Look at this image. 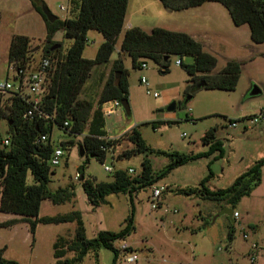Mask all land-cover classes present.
Returning a JSON list of instances; mask_svg holds the SVG:
<instances>
[{
  "label": "rangeland",
  "instance_id": "rangeland-1",
  "mask_svg": "<svg viewBox=\"0 0 264 264\" xmlns=\"http://www.w3.org/2000/svg\"><path fill=\"white\" fill-rule=\"evenodd\" d=\"M60 19L69 18L68 11H62L61 6L69 8L70 0H40ZM157 0H129V15L133 13L145 18L139 24L146 29L159 27L180 32L187 30L189 25L205 26L202 22L210 17L218 26H211V32L222 33L223 36L211 34V38H199V43H207L204 50L217 58L218 65L213 74L222 71L229 61H239L241 76L233 91L218 89H201L190 93L191 99L186 97V88L190 79L186 70L177 65L179 56H171L168 73H163L162 66L152 60L146 61V69H134L132 59L123 55V65L129 72V92L131 115H127L124 108L117 110L112 116L106 117V132L108 140H118L115 147L107 152L106 160L101 163L97 158L80 155L82 136L72 135L55 126L52 132L54 148L64 150L65 156L58 166L50 164L53 174L49 183V190L57 192L60 189L74 190L75 196L71 201L55 205L50 200H44L41 205L40 217H56L80 212L84 221L88 239L96 237L102 231L118 233L126 225L127 219L134 213L136 232L125 241H117L116 247L124 244L132 245L139 257L137 263L126 262L127 253L120 251L116 264H248V253L252 244L264 245V167L261 170V184L249 196L241 199L235 205L225 202L209 201L200 195H183L177 193L179 189L201 188V182L210 177L206 186L211 190H221L230 187L235 180L264 158V122L250 126L248 117L258 115L264 106V43L256 44L248 31L235 30L227 9L217 3L221 10L205 14L200 19L177 17L175 24L171 22L150 19L155 17V9L148 8L147 12L139 14V7ZM22 0H0V83L9 82L13 89L20 86L17 79L18 72L8 63V55L12 34L33 33V53L42 50L45 41L40 28L25 30L22 22L28 13ZM191 10V9H190ZM188 11V10H187ZM25 12L26 14L16 13ZM171 12V11H170ZM133 17V21L139 23ZM129 22H126L123 33L116 44L112 62L119 59L124 35ZM234 26V29L229 28ZM191 29V27H190ZM217 29V30H214ZM152 30H146L150 33ZM189 35V34H188ZM58 39L61 35L58 34ZM42 40V41H41ZM196 40V39H195ZM63 49L66 51L72 41L62 39ZM197 41V40H196ZM104 42V37L97 31H90L84 58L93 60L98 49ZM38 49V50H37ZM184 63L192 64L193 58L185 57ZM36 68V67H35ZM35 70V69H34ZM32 70V71H34ZM96 70V69H95ZM29 73L23 78L25 92L29 88ZM99 71H94L85 86L82 99L96 102L99 96ZM146 77L149 87L141 83ZM260 93L252 96L254 88ZM22 88V91H23ZM158 93L159 98L153 95ZM11 94L2 98L0 105L5 106ZM161 103L164 104L161 107ZM175 104V110L169 108ZM236 123L237 127H230ZM134 128L138 129L147 146L155 151L180 154H198L209 150L203 143L205 134L211 129H217V139L223 143L224 157L214 159L218 152L178 167L171 173L158 180L155 188L164 189L159 200H153L152 188L141 190L133 197V205L129 195H110L105 204L94 207L82 187V180H76V175L83 173L86 179L97 183H111L114 173L118 170H134L133 176L142 171L144 155L127 158L126 152L134 146L125 136ZM8 137V123H0V140ZM75 141V146L64 147ZM4 145V144H3ZM89 159V161H87ZM155 173L162 172L170 160L162 155L149 154ZM112 167L113 172L106 171ZM82 169V170H81ZM157 208L153 209L152 205ZM237 211L240 217L232 218ZM20 218L0 212V250H4V258L17 261L19 264H56L54 245L59 238L74 239L77 223L59 225H39L35 234L30 226L23 221L13 226H3L6 222ZM20 220V219H18ZM233 234L231 235V232ZM247 236V238H245ZM98 264H113L114 253L105 248L98 251ZM259 264H264V249L258 250ZM74 254L67 255L73 258ZM81 264H97L94 251L90 252Z\"/></svg>",
  "mask_w": 264,
  "mask_h": 264
},
{
  "label": "trees",
  "instance_id": "trees-1",
  "mask_svg": "<svg viewBox=\"0 0 264 264\" xmlns=\"http://www.w3.org/2000/svg\"><path fill=\"white\" fill-rule=\"evenodd\" d=\"M165 9L180 12L198 8L206 3H217L228 10L235 26H249L251 39L256 44L264 43V7L255 0H160ZM35 9L42 15L47 28L46 42L48 45L33 53L32 40L23 35H14L9 49L8 63L18 72L17 79L23 84L20 72H30L38 67L43 60H50L45 92L38 110L33 116L26 117L33 110V104L23 91L11 93L5 106L0 105V123L7 121L10 144L5 145L0 140V212L20 218H14L3 226H13L23 221L29 224L35 234L37 227L43 225H59L77 223L74 239L59 238L54 245L56 264H81L92 251L95 252L98 264V251L105 248L114 253L116 264L120 249L117 241H125L137 230L134 213L127 219L125 227L118 233L102 231L92 239H88L82 214L73 212L56 217H40L41 205L44 200H50L55 205L71 201L74 190L60 189L57 192L49 190L53 174L50 160L54 153L52 132L55 126L66 132L82 136L80 146L86 156H94L101 163L106 160L107 152L113 149L118 140H108L106 132V117L102 107L114 100L123 101L130 98L129 72L124 68L122 56L132 59L134 69H142L147 60H152L162 66L163 73L169 72L171 56H179L181 64L190 79L186 88V97L197 91L201 81L206 82L204 89L233 91L241 76V63L229 61L219 73L213 74L218 65L217 58L206 52L201 43L184 32H173L163 28H154L150 33L141 28H131L126 31L120 57L115 61L114 70L100 92L96 102L82 99L83 90L91 78L93 71L111 62L116 50V44L123 33L129 0H70V17L64 20L58 18L51 23L42 13L40 0H31ZM1 16V13H0ZM90 31H97L104 37V42L98 49L96 58H84ZM64 33V38L72 41L64 51L63 43L55 42L54 36ZM60 45L54 51L51 48ZM185 57L193 58L192 64L184 63ZM22 89V87H21ZM44 113L48 118L42 117ZM68 123V126L66 125ZM49 136L47 142H42V136ZM134 148L125 156L144 155L142 171L133 176L129 170H118L114 173L111 183H97L86 179L82 173V187L89 203L94 207L105 204L110 195H129L133 205V197L141 190L153 188L157 181L173 170L200 158L211 156L224 157L223 143L217 139V129L209 130L203 143L209 150L198 154H180L155 151L147 146L141 132L134 128L125 135ZM4 144V145H3ZM75 141L62 145L75 146ZM149 154L162 155L170 160L169 165L160 173L153 171ZM89 161V159L87 160ZM264 158L255 163L235 182L226 189L211 190L206 184L210 177L201 182V188L179 189L177 193L191 196L200 195L209 201L225 202L234 208L242 198L249 196L261 184V170ZM82 170V169H81ZM235 213V212H234ZM20 219V220H18ZM231 232V235L233 234ZM129 251H134L129 248ZM74 254L73 258L67 255ZM0 264H19L14 260L4 258V250H0Z\"/></svg>",
  "mask_w": 264,
  "mask_h": 264
},
{
  "label": "crops",
  "instance_id": "crops-1",
  "mask_svg": "<svg viewBox=\"0 0 264 264\" xmlns=\"http://www.w3.org/2000/svg\"><path fill=\"white\" fill-rule=\"evenodd\" d=\"M8 1L9 0H5V2H8ZM24 1H26L25 2L26 3L25 4V12L28 13L26 18L22 21V22H24V24H23L24 29L25 30H30V29L37 30V28H40L41 32L43 34H45L44 35V39H42L43 41H45L46 37H47V28H46V23H45L42 15L35 9V7L33 6L32 2H31V0H24ZM134 1L137 3L139 0H134ZM21 2H22V0H21ZM151 7H153L155 9L156 13H155V17H153V18H149L148 17V19H147L148 22H150V19H153V21L161 20V21L168 22V24H170L173 21H177V17L174 16V15L181 14V16L179 18L180 19H184V20L188 19L189 17H194V19H200V17H202L205 14H208L209 12H210L209 14H211V12L212 13H214V12L219 13L218 10H220L221 12L223 11V10H221V8H219L215 4L212 5V4L206 3V4H204V5H202V6L198 7V8H194V9H191V10H188V11L185 10V11H180V12H170L167 9H165V7L163 6V4L161 3L160 0H157L156 2H152V3H148V4L142 5L141 7H139L140 9H139L138 12H139V14L141 13V15H143L144 13L147 12L148 8H151ZM69 8H70V6H69ZM69 8L67 10L68 12H69ZM129 9H130V2H129ZM0 12H1V10H0ZM25 12H19V13H16V15L18 16L19 14H26ZM137 16H139V17L136 20L139 23H137V22L132 20L133 17H137ZM66 18H64V19H66ZM64 19H62V20H64ZM144 20H145V18H142V16H140V15H136L134 13L132 15H129V13L127 12V16H126V20H125V24H126V22H129L128 27L126 28L127 31L129 29H131V28H136V27L137 28H141L144 31L153 30L154 28H159V27H154L153 26V27H151V29H149V28L146 29L142 25H139V24L147 25V23H144ZM202 22L205 23V26H198V28H197L196 24H191V25L188 26L189 28L187 30L180 29V32H184V33L189 34L191 37H193L197 41H199V38H202V40H205V38H211L212 37L211 34L218 35V36H223L222 33H219L217 31L211 32V30H209V27L211 28V26H218L214 21H212V19L210 17H207L206 20L204 19ZM173 23L175 24V22H173ZM190 27H191V29H190ZM164 29H166V28H164ZM229 29L230 30L234 29V26H231ZM244 29H246V28L244 26H242V28H239V30H235L234 33H238V31H245V32L248 31V30H244ZM166 30H170V29H166ZM214 30H217V29H214ZM32 34L31 33L12 34L10 37H12L14 35H23V36H26V37L30 38L32 41H35V39L32 36ZM58 34L61 35V39L57 38ZM63 38H64V33L63 32H58L54 36L53 40L55 42L60 43V42H63L62 41ZM206 44H207L206 42L202 43V45L204 47H206ZM114 63H115V61L112 62V59H111V62L108 65L98 67V68H96V70H94V71H99L100 72L99 78H98V83H99V86H100L99 87V92H101L103 90L106 82L109 80L110 75H111V73L114 70V66H115ZM219 72L220 71H218V73ZM24 93L28 94V88H27L26 92L24 90ZM160 106L163 107L164 104L161 103ZM235 212H237V211H235ZM232 218L234 220H236L234 218V213H232ZM129 246L133 250H135L132 245H129ZM135 252H136V250H135ZM248 256H249V253H248ZM196 262H197V258L194 257L192 264H195Z\"/></svg>",
  "mask_w": 264,
  "mask_h": 264
},
{
  "label": "built area",
  "instance_id": "built-area-1",
  "mask_svg": "<svg viewBox=\"0 0 264 264\" xmlns=\"http://www.w3.org/2000/svg\"><path fill=\"white\" fill-rule=\"evenodd\" d=\"M255 1L264 7V0H255ZM61 10L67 11L68 8L61 6ZM180 64H181V61L180 60L177 61V65L180 66ZM50 65H51L50 60H48V59L43 60L42 63L38 67H36L34 71H30V73H29L28 94H25V95L28 97L29 103L33 104V110L29 111L27 113L26 117L33 116L34 111L38 110V107L40 106V104L42 102V97H43L44 92H45L46 80H47V76H48V68L50 67ZM142 69H146V65H143ZM19 75H20V78H22L24 75H27V73L22 71V72H20ZM141 83L143 85L149 87L148 80L145 76L141 79ZM21 87L23 88V85L20 84L19 88L14 90L13 86L9 82L0 83V104L2 102L3 96L11 94L13 92L20 93L22 91ZM23 92H24V88H23ZM153 96L155 98L160 97V95L158 93H155ZM120 108H122L121 101L114 100L112 102L105 104L102 107V113L104 114L105 117L112 116ZM40 114L42 117L48 118L44 113H40ZM261 122H264V106L262 107V109L260 110L258 115H252V116L248 117V124L250 126L257 125ZM66 125L68 126V123ZM230 127L236 128L237 124L231 123ZM48 139H49V136H47V135L42 136V142H47ZM4 144L9 145L10 139L9 138L5 139ZM64 156H65L64 150H62L60 148H55L54 153L52 155V158L50 160V164L53 166L60 165L61 159ZM106 171L109 173H112L113 168L112 167H106ZM129 173L133 174L134 170L130 169ZM79 178H80V175L77 174L76 180H79ZM152 191H153V195H152L153 200L157 201L161 198L164 189H161V188L159 189V188L153 187ZM152 208L156 209L157 208L156 204H153ZM239 217H240L239 213L235 212L234 218L237 220ZM245 238H247V236H245ZM129 248H131V247L128 244H124L120 248L121 251L128 254L126 257V262L137 263L139 260L138 255L134 251H129ZM259 249H264V245L259 246L258 244H252L250 252H249V256H248V264H259V255H258Z\"/></svg>",
  "mask_w": 264,
  "mask_h": 264
},
{
  "label": "water",
  "instance_id": "water-1",
  "mask_svg": "<svg viewBox=\"0 0 264 264\" xmlns=\"http://www.w3.org/2000/svg\"><path fill=\"white\" fill-rule=\"evenodd\" d=\"M42 13H43V15L47 18V20L50 21L51 23H54V22L58 19V17L55 16V15L50 11V9H49L47 6H45L44 4H43V7H42ZM59 47H60V45L54 46V47L51 48V51H54V50L58 49ZM205 87H206V82H205V81H201V82L197 85V89H198V90L204 89ZM259 93H260V91L255 87L254 90L252 91L251 95H252V96H256V95H258ZM188 99H191V96L188 97ZM121 103H122V107L124 108L126 114L130 116V115H131V107H130L129 99L123 100V101H121ZM175 106H176V105L173 104V105L169 108V110H170V111L175 110ZM79 148H80V155H81L82 157H84V156L86 155V152L83 150V147H82V146H79ZM90 157H91V158H94V156H92V155H91Z\"/></svg>",
  "mask_w": 264,
  "mask_h": 264
},
{
  "label": "flooded vegetation",
  "instance_id": "flooded-vegetation-1",
  "mask_svg": "<svg viewBox=\"0 0 264 264\" xmlns=\"http://www.w3.org/2000/svg\"><path fill=\"white\" fill-rule=\"evenodd\" d=\"M48 45V43L45 41V43L43 44V47H46Z\"/></svg>",
  "mask_w": 264,
  "mask_h": 264
}]
</instances>
